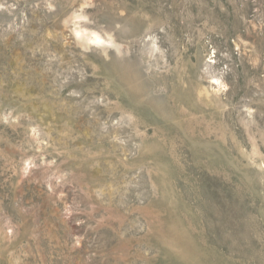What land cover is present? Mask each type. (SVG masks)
Wrapping results in <instances>:
<instances>
[{
  "label": "rangeland",
  "instance_id": "1",
  "mask_svg": "<svg viewBox=\"0 0 264 264\" xmlns=\"http://www.w3.org/2000/svg\"><path fill=\"white\" fill-rule=\"evenodd\" d=\"M0 264H264V0H0Z\"/></svg>",
  "mask_w": 264,
  "mask_h": 264
},
{
  "label": "bare ground",
  "instance_id": "2",
  "mask_svg": "<svg viewBox=\"0 0 264 264\" xmlns=\"http://www.w3.org/2000/svg\"><path fill=\"white\" fill-rule=\"evenodd\" d=\"M94 37V36H93ZM98 37V36H97ZM96 36L94 38H97Z\"/></svg>",
  "mask_w": 264,
  "mask_h": 264
}]
</instances>
